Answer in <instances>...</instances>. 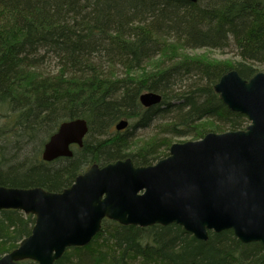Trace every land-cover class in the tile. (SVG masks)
Instances as JSON below:
<instances>
[{
	"label": "trees",
	"instance_id": "obj_1",
	"mask_svg": "<svg viewBox=\"0 0 264 264\" xmlns=\"http://www.w3.org/2000/svg\"><path fill=\"white\" fill-rule=\"evenodd\" d=\"M230 45L233 61L181 51ZM257 66L264 67V0H0V184L59 191L91 163L130 157L149 165L169 137L134 149L132 132L110 130L121 119H137L136 127L164 118L172 100V135L243 129L246 116L229 110L213 85L230 69L248 79ZM144 92L160 94L161 103L143 107ZM74 118L88 126L82 148L42 161L47 138ZM33 224L31 214L1 210L0 255ZM99 237L102 248H91ZM54 264H264V248L230 229L201 241L176 224L104 219L87 245L68 248Z\"/></svg>",
	"mask_w": 264,
	"mask_h": 264
},
{
	"label": "water",
	"instance_id": "obj_2",
	"mask_svg": "<svg viewBox=\"0 0 264 264\" xmlns=\"http://www.w3.org/2000/svg\"><path fill=\"white\" fill-rule=\"evenodd\" d=\"M213 90L229 110L246 116V127L172 143L154 164L136 166L129 157L93 163L59 191L0 184V211L34 216L30 234L0 264H54L66 249L87 245L104 218L139 227L176 224L201 241L230 229L242 243L264 248V72L245 79L230 69ZM139 100L152 106L160 96L144 92ZM127 125L122 119L115 129ZM87 131L82 118L62 121L41 159L71 157L70 145L81 146Z\"/></svg>",
	"mask_w": 264,
	"mask_h": 264
},
{
	"label": "rangeland",
	"instance_id": "obj_3",
	"mask_svg": "<svg viewBox=\"0 0 264 264\" xmlns=\"http://www.w3.org/2000/svg\"><path fill=\"white\" fill-rule=\"evenodd\" d=\"M169 39L171 41L175 40L172 37H170ZM181 51H182L183 55L188 56V57L206 56L207 58H214V59H220V60L230 59L232 61L237 59L236 50H235V47L233 45L227 46L225 48H205V47L190 48L189 46H185V47L181 48ZM256 70H257V72H259V71L264 72V67L263 66H257ZM183 90H184V88H181V89H179V92H181ZM171 102L173 103L172 105H174V103H177L174 100H172ZM159 107H160V109H163V108H165V105H160ZM160 115H162V113ZM160 115H156L155 117H153L152 120L149 121L145 126L134 127L137 123V119L128 120L129 126L122 133L127 132V131L132 132V135L129 137V141H128L129 144L130 143L132 144L131 145L132 148L136 149V148L141 147L143 145L149 144L150 141L151 140L153 141L155 138L161 139L164 136L169 137V140H170L169 146H170L172 143L184 142L187 140H197V139L201 138L207 132L227 131V129H223L222 131H220V130H212L209 127H207L205 130H203L201 136H197V137L194 136L192 132L188 133L186 131L172 135L171 133H169V131L166 127H167V125H170L171 123H173V121L175 120L174 108L168 107L167 112L164 113V115H165L164 118H162ZM200 122L205 123V120L198 121L197 123H200ZM247 125H248V120L245 123L244 127H246ZM179 128L184 129L183 126H179ZM110 131H112L113 133L116 132L114 126H113V128H111ZM87 133H88V131H87ZM87 133H86V136L88 135ZM86 136H85V138H86ZM161 150L162 151L158 155V158H156L155 160H153L149 164H154L159 159L167 156L169 147L168 146L161 147ZM40 156H41V154H40ZM115 160H117V159H115ZM111 161H114V160H111ZM91 164H89L88 166H90ZM5 168L6 167H4L3 170H5ZM111 221H113V220H111ZM106 235H108V233L103 232V237ZM101 241H102V237H99V239H95L93 241V243H91V248H102V246H100V244H104V242L101 243ZM10 251H8V252H10ZM8 252H6V253H8ZM6 253L1 254L0 257Z\"/></svg>",
	"mask_w": 264,
	"mask_h": 264
},
{
	"label": "flooded vegetation",
	"instance_id": "obj_4",
	"mask_svg": "<svg viewBox=\"0 0 264 264\" xmlns=\"http://www.w3.org/2000/svg\"><path fill=\"white\" fill-rule=\"evenodd\" d=\"M57 129V128H56ZM56 131V130H55ZM86 136V135H85ZM84 140H85V137L83 138V142H82V145L81 146H78V145H76V144H71L70 145V149H71V151H72V155H73V153L75 152V151H77L78 149H80V148H82V146H83V144H84ZM58 158H62V157H58ZM126 158V157H125ZM57 159V158H56ZM122 159H124V158H122ZM55 160V159H54ZM54 160H52V161H54ZM52 161H50V162H52ZM133 161V160H132ZM106 163V162H105ZM134 163V162H133ZM98 164H100V163H98ZM102 164H104V163H101L100 165H102ZM88 167V166H87ZM87 167L85 168V170L87 169ZM85 170H83L82 172H84ZM81 172V173H82Z\"/></svg>",
	"mask_w": 264,
	"mask_h": 264
},
{
	"label": "bare ground",
	"instance_id": "obj_5",
	"mask_svg": "<svg viewBox=\"0 0 264 264\" xmlns=\"http://www.w3.org/2000/svg\"><path fill=\"white\" fill-rule=\"evenodd\" d=\"M155 93H156V92H155ZM157 94H158V93H157ZM158 95L160 96V100H159V102L156 103V104L161 103V99H162V98H161V95H160V94H158ZM156 104H154V105H156ZM172 104H173V103L170 102V106H167V107H173V108H174V105H172ZM165 106H166V105H165ZM149 107H150V106H149ZM69 120H70V119H69ZM63 121H64V120H63ZM61 122H62V121H61ZM61 122H60V123H61ZM60 123H59V124H60ZM116 123H117V122H116ZM116 123H115V124H116ZM115 124H114V128H115ZM57 127H58V126H57ZM115 130H116V129H115ZM48 138H49V137H48ZM48 138H47V139H48ZM46 141H47V140H46ZM46 141H45V142H46ZM43 145H44V144H43ZM42 148H43V147H42ZM41 151H42V150H41ZM40 154H41V153H40Z\"/></svg>",
	"mask_w": 264,
	"mask_h": 264
}]
</instances>
